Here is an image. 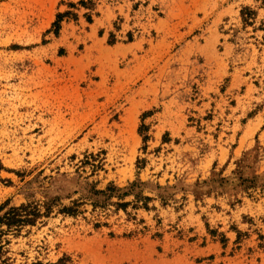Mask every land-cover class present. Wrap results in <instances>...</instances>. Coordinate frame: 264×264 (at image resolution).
I'll list each match as a JSON object with an SVG mask.
<instances>
[{
    "label": "rangeland",
    "instance_id": "obj_1",
    "mask_svg": "<svg viewBox=\"0 0 264 264\" xmlns=\"http://www.w3.org/2000/svg\"><path fill=\"white\" fill-rule=\"evenodd\" d=\"M0 164V264H264V0H0Z\"/></svg>",
    "mask_w": 264,
    "mask_h": 264
},
{
    "label": "trees",
    "instance_id": "obj_2",
    "mask_svg": "<svg viewBox=\"0 0 264 264\" xmlns=\"http://www.w3.org/2000/svg\"><path fill=\"white\" fill-rule=\"evenodd\" d=\"M83 5L84 2H81ZM69 13V12H67ZM64 14H59L54 25L59 30L60 21L62 20ZM91 19V18H89ZM1 169V164H0ZM9 203H5L0 206V262L7 263L8 258H5L4 255L6 251L4 250L3 237L8 234L13 229H19L26 224H34L38 218L42 215H49L50 207L47 208L45 212H41L39 206L33 203H26L20 206H11L6 209ZM5 227V228H4ZM62 259L57 263H46V264H61ZM37 264H44L39 262Z\"/></svg>",
    "mask_w": 264,
    "mask_h": 264
}]
</instances>
